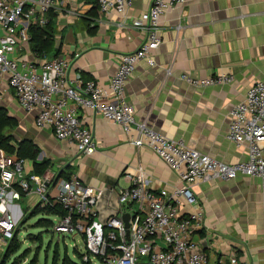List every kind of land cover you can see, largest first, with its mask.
<instances>
[{
  "label": "crops",
  "instance_id": "1",
  "mask_svg": "<svg viewBox=\"0 0 264 264\" xmlns=\"http://www.w3.org/2000/svg\"><path fill=\"white\" fill-rule=\"evenodd\" d=\"M151 2L132 0L125 14L114 10L103 14L96 0H60L53 9L54 50L39 56L30 41L20 43L13 55L42 64L78 52L75 67L84 79L106 86L121 54L136 50L143 40ZM161 31L156 66L140 62L125 88L124 100L135 107L136 120L224 163L247 160L248 146L229 140L227 131L232 108L264 78V0H187L162 17ZM182 74L195 78L231 74L234 79L199 87L183 80ZM2 91L4 107L18 119L15 135L39 146V161L49 160L58 167L53 171L57 176L76 174L83 184L102 190L95 227L112 215L139 214L137 203L120 202L121 192L132 187L131 175L144 173L154 191H173L181 184L179 174L150 147H136L118 124L102 115L79 111L97 143L93 154L82 155L74 143L57 139L52 129L37 127L35 114L22 108L12 88L4 85ZM26 162L32 171L33 162ZM193 191L205 212L195 239L208 254V264H221L231 255L264 262L262 180L239 175L198 181ZM23 200L31 209L39 196L25 193ZM16 210L21 214L20 204ZM182 210L186 214L191 207L185 204Z\"/></svg>",
  "mask_w": 264,
  "mask_h": 264
},
{
  "label": "built area",
  "instance_id": "2",
  "mask_svg": "<svg viewBox=\"0 0 264 264\" xmlns=\"http://www.w3.org/2000/svg\"><path fill=\"white\" fill-rule=\"evenodd\" d=\"M60 0H0V91L12 88L24 110L35 114L40 129H52L56 138L76 145L82 155L97 149L93 130L79 116L81 109L100 114L118 124L130 136L133 145L150 147L179 174L181 184L173 191H154L149 179L139 171L131 175L132 187L122 191L121 203L135 202L139 214L130 216L129 227L122 216L112 215L105 224L95 227L97 203L102 190L83 184L78 175L68 178L49 172L37 175L25 168L26 159L0 156V253L14 238L20 219L17 200L22 192H34L41 206L61 205L67 214L58 218V234L80 233L85 241L83 262L92 263L96 256L105 264H208L209 256L195 239L205 220V212L193 191L198 181L231 180L239 175L262 180L264 195V78L253 84L240 103L230 111L227 138L247 145L245 161L227 164L189 147L183 140L171 139L146 123L136 120L135 107L124 100L127 83L137 65L156 66L155 51L162 43L161 19L187 0H152L143 23L145 36L139 47L120 56L116 73L105 86L85 80L75 67L80 53L60 55L42 64L14 57L20 43L31 41L30 26L45 27L48 13ZM103 14H125L132 0H96ZM181 78L194 86L232 82L234 76L221 74ZM134 132V133H132ZM54 190V193L52 192ZM191 210L183 214V205ZM221 264H264L242 261L231 255Z\"/></svg>",
  "mask_w": 264,
  "mask_h": 264
},
{
  "label": "trees",
  "instance_id": "3",
  "mask_svg": "<svg viewBox=\"0 0 264 264\" xmlns=\"http://www.w3.org/2000/svg\"><path fill=\"white\" fill-rule=\"evenodd\" d=\"M49 22L45 27L31 25L30 33H31V44L33 51L42 56L44 53L49 54L54 50L56 46V40L54 35V29L52 27V23L54 20V12L51 10L48 13ZM18 126V119L9 114L8 109L4 106H0V156L2 154L13 155L17 159H26L31 160L33 162L32 173L37 175H44L49 172L51 162L49 160H38V155L40 152L39 146L35 144L32 140L28 138H18L13 132L10 130H15ZM67 178L69 176H66ZM22 195H25V192H22ZM67 214V211L61 205H51L48 204L46 206H41V204L37 203L33 208L28 209L23 216V220L21 223H26L31 218L36 217L38 215H42L43 217L38 219L37 225L42 228L50 229L54 227V222L50 217H58L61 218ZM49 216V217H47ZM19 227L17 228V230ZM15 232L14 238L12 239L10 245L0 255V264L5 263V256L9 255L10 252L14 253L17 251L18 243L16 242L17 231ZM38 242L42 245V236H38ZM78 256L82 259L83 254L80 253L77 249H75ZM56 260L59 258L58 250L56 251ZM83 262V260H82ZM57 263V262H55ZM84 264H90L83 262ZM62 264H77L73 262L68 254L63 258Z\"/></svg>",
  "mask_w": 264,
  "mask_h": 264
},
{
  "label": "rangeland",
  "instance_id": "4",
  "mask_svg": "<svg viewBox=\"0 0 264 264\" xmlns=\"http://www.w3.org/2000/svg\"><path fill=\"white\" fill-rule=\"evenodd\" d=\"M3 94L4 92L0 91V105L5 106L6 100H4ZM10 132L15 134V130H10ZM28 164L29 162H26L25 168H27ZM50 169L49 173L54 174L53 171L56 172L58 167L51 165ZM16 203L20 204L23 213L28 210L26 201H21L20 199L17 200ZM42 217V215H38L24 224L21 223L23 217L20 219L18 224L19 229L17 230L18 235L15 242L18 243L17 251L14 253L10 252L9 255L5 256L4 264H62L66 254H68L73 262L84 264L75 251V249H77L82 254L86 252L83 236L80 233L73 235L58 234L54 231L53 227L50 229L39 227L37 221ZM50 218L53 220L54 224L58 222V217ZM39 235H41L43 239L42 245L37 240ZM57 250L58 260H56ZM90 257L91 264H105L94 255Z\"/></svg>",
  "mask_w": 264,
  "mask_h": 264
},
{
  "label": "water",
  "instance_id": "5",
  "mask_svg": "<svg viewBox=\"0 0 264 264\" xmlns=\"http://www.w3.org/2000/svg\"><path fill=\"white\" fill-rule=\"evenodd\" d=\"M38 158H41V155H40V154L38 155ZM122 218H123V220H124L126 226L129 227V225H130V224H129L130 214H128V213L123 214Z\"/></svg>",
  "mask_w": 264,
  "mask_h": 264
}]
</instances>
